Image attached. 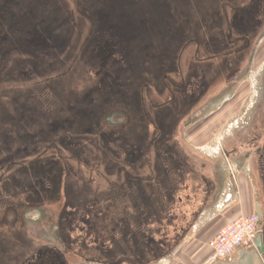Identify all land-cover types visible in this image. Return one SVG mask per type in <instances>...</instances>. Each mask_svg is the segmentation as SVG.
I'll return each mask as SVG.
<instances>
[{
  "label": "flooded vegetation",
  "instance_id": "obj_1",
  "mask_svg": "<svg viewBox=\"0 0 264 264\" xmlns=\"http://www.w3.org/2000/svg\"><path fill=\"white\" fill-rule=\"evenodd\" d=\"M62 1L0 0L1 218L12 207L48 204L64 190L59 229L67 243L65 230L74 227V212L108 201L109 209H117L114 245L100 249L99 256L115 264H147L164 254L148 230L150 218L160 221L176 204L177 179L197 160L180 152L181 121L200 110L204 99L221 93L219 82L229 88L233 78L249 71L262 84L252 94L251 109H241V122L226 135L223 152L237 163L254 159L264 174V60L257 71L245 64L250 36L264 27V0L228 4V10L225 5L227 28L218 33L219 0H80V12L90 11L86 17L92 27L84 41L76 42L71 35L78 28L83 36V23ZM141 94L147 97L143 108ZM118 113L127 116L125 121L108 124ZM151 159L170 187L159 191L152 212H142L150 200L139 189L135 213L134 178H145L141 170ZM88 160L93 168L112 164L108 172L115 180L106 198L85 186L83 172H74L70 163L78 161L80 169ZM258 212L256 242L262 249L252 250L264 259L259 205ZM86 218L83 223L91 227V217ZM0 223V264H69L70 250L44 245L34 251V234ZM117 241L124 246L115 249Z\"/></svg>",
  "mask_w": 264,
  "mask_h": 264
},
{
  "label": "rangeland",
  "instance_id": "obj_2",
  "mask_svg": "<svg viewBox=\"0 0 264 264\" xmlns=\"http://www.w3.org/2000/svg\"><path fill=\"white\" fill-rule=\"evenodd\" d=\"M79 2L80 0L62 1V3H64L65 6H68V9L73 12H71L73 18H77L76 20H78V23H83L85 30L82 36L80 31H78V28H75L74 33L71 35L72 42H76V39L84 41L86 34H89L92 27L90 18L86 17V15H90V11L84 10V12H80L82 9ZM249 2L250 0H247L248 5ZM228 4L242 7L245 2L244 0H233L230 3L228 0L217 1L216 7L218 11L220 10L222 19H217L219 20L217 21L219 24L217 23L218 28H216V33L221 31L219 28H227V21L224 15L225 9H223V7L225 5L227 7ZM201 32L203 33V30ZM248 42L250 46L246 52L247 56L245 64L249 65L252 71H257L260 69L262 65L261 63L264 60V27L260 29V31L254 33L253 36L251 35L250 41L248 40ZM256 75V72H244L241 78L236 80L233 78V82L230 87L228 86L229 88L226 87L225 89L222 88L224 85V80L219 82L220 84L216 88V91L219 90L221 93H219L218 96L216 95L214 98L211 96L210 99H204L201 103L200 110L197 111V109H195L193 112L194 114L190 113L189 116L183 118L181 121L177 135L178 139L182 143L179 148L180 152L185 151L191 157L199 158V171L202 175L209 170L213 172L214 164L210 163L211 160H209V158H213L215 156L218 157L219 155L223 154V148L220 146L221 142H223L226 138L225 135H228L227 133H229L230 130L232 131L238 124L241 109L245 110L247 107V109H251V104H253L254 100L250 99L253 98L252 94L257 91L258 83H260L259 79L256 78ZM142 77L144 78L145 75L143 74ZM88 84L90 83L88 82ZM261 84L262 83H260V85ZM144 97L145 99L147 98L146 95L144 96V94L139 96V101H141V105H139L140 108L146 105L144 104ZM154 97L159 98L158 91H154ZM126 118L127 116L123 113H118L117 115L112 114L107 119V123H122ZM232 141L233 140H231L230 143H227V147L232 148ZM70 163L75 167L73 169L75 170L74 172H79V170L83 172L84 176L82 177H84V180H82V182L86 183L85 186L87 185L89 188L93 189L91 191L95 192L94 194H105L104 198H106V194L109 192L108 189L113 187V182L115 180V176L109 174L108 172V168H110L112 164L103 163L93 168L91 165V160H88L87 165L89 167L86 166V164H83L80 166V169H77V167H79L78 161L76 163L73 161ZM154 163L155 161L151 159L150 162L146 163V166L142 168L141 173L143 174V177L149 178L151 175L155 174L156 171H158L157 165ZM189 165H192L191 161L189 162ZM188 168H190V166H188ZM229 171L231 172V170H228V172ZM233 171H235V169ZM235 174H238V171H235ZM236 178L237 176L233 177L232 179V184L233 187L235 186V188L231 186L227 192L222 194L223 196H218V200L217 203H215L214 209L209 213L202 212L200 215H196V209H198V206L202 209L203 206L201 207V205H203L204 199L206 198L205 187H202L199 193L200 196H196L193 199L189 198L191 192L188 191L187 193H182L184 205H179L180 202L178 198L176 205L179 206L177 208L174 206L172 207L173 210H171L170 219L165 220L163 223L161 222L162 224H156L154 228L152 226V230L154 231L153 236L156 238V241H159L157 245H162L161 251H164V254L159 255V259L155 256V258L152 257L151 261L147 262V264H198V260L203 256L202 254L206 248V242H208L210 239L209 237L204 239L205 236H203V232H205V229L202 232L199 228L205 226L210 221H217L219 218L217 217L219 216V211H222L226 208L225 203L228 202L230 197L233 198L235 195H237L238 190L235 183ZM73 182L75 181L72 180V183ZM69 183L70 181H68V184ZM200 184H202V181ZM188 193H190L189 196ZM55 198L57 199L50 201L48 204H38V206L34 205V209L32 208L30 210H27L26 208L15 210L12 207L13 209L10 208L2 218L1 216L4 215V213L2 212L3 214H0V222L6 221L8 224L13 223L12 225L14 227H24L25 229H23L25 233L27 230H29L31 235L34 234L32 243L34 251L38 248L40 249L44 245L49 247L56 246L59 249H65L67 253L70 250L72 253L68 255L69 264H115L116 261H113L111 258L100 257L99 254L101 251L100 249L104 250L105 252L111 249L114 245L112 239V219L115 218V211H117V209L112 206L111 208L114 211L109 209L110 207H108L107 204H110V202L103 201L105 203L104 207H98L95 209L94 206H90L87 211L81 210L74 212V219L77 220L73 222L74 227L66 226L65 233L69 242L65 243L59 229L61 208L65 204L64 190L58 192V196H55ZM112 215H114V218ZM88 216L91 217V225L94 227H90V224L83 223L82 220H87L86 217ZM215 217L217 218L216 220L213 219ZM238 217L228 220L227 224ZM33 228L34 233L32 231ZM199 231L201 234H199ZM87 233L89 235L88 238ZM162 239H166V243L163 242ZM203 239L205 240L204 242L202 241ZM117 242L119 243L115 244V249H117V246H124L123 242ZM84 246L88 248V251L85 250ZM59 258L61 261L63 260L62 256ZM207 259L205 261L206 264ZM182 260H184V262Z\"/></svg>",
  "mask_w": 264,
  "mask_h": 264
},
{
  "label": "crops",
  "instance_id": "obj_3",
  "mask_svg": "<svg viewBox=\"0 0 264 264\" xmlns=\"http://www.w3.org/2000/svg\"><path fill=\"white\" fill-rule=\"evenodd\" d=\"M220 146L222 148L225 147L224 141L221 142ZM196 159V162L193 161L191 163L192 165L190 167L192 170L183 173V175L177 179L174 192L176 200L178 198L181 199L179 200V205H184V198L182 196V193H187L188 191L191 192V195L190 193H188V196L190 195L189 198L193 199L196 196H200L199 193L202 187H205L206 200L204 199L203 205H201V207L203 206L202 209L199 206L198 209H196L197 216L200 215L202 212L209 213L211 210H213L215 207V203H217L218 196H223L222 194L227 192L229 190V187H233L232 179L233 177L237 176V178L235 179V183L238 190L237 195H235L233 198L230 197V201L228 200V202L225 203L226 208L222 211H219V216H217L219 217L218 219L216 217L213 218L214 220L217 219V221H210L208 222V224H206L207 226L205 225L199 228L202 232L205 229V232H203V236H205L204 239L206 237H209L210 241L212 238H214L219 233V231L224 228L228 220H231L241 215H250L254 212H257L258 205L264 210V174L263 171L260 170V164L257 161L252 158H240L239 162L237 163L236 160H232L223 152V154L219 155L218 157L215 156L213 158H209V160H211L210 163L214 164L213 172L209 170L206 173H203L202 175L199 171V158ZM234 169L235 171H238V174H235V171H233ZM228 170H231V172L229 171V173ZM159 175L160 174L155 173L149 178H144L145 181L143 183L142 190L146 191L150 201L147 203V208L145 209L144 207L142 212H146L148 210L152 212L153 201H155V204L156 199H159L161 197L160 190L168 186L170 187V185L168 183L166 184L164 182V179H162ZM139 179L140 178L137 177L134 178L135 185H137V180ZM201 181L202 184H200ZM204 183L206 184V186ZM134 184L133 188L135 193V199L133 212L137 213L140 211L139 206L141 205V202L137 198V190L139 189H136ZM233 188H235V186ZM176 204L172 205L170 208H167L166 215L160 218V224H162L165 220L170 219L171 210H173L172 207L174 206L175 208H177L179 206ZM153 219L154 218H150V226H155L156 224H158L155 222L154 224L152 221ZM199 234H201V232ZM204 239L202 240L203 242L205 241ZM208 242H206V248L204 250V253L202 254L203 256L199 258L198 264H206L205 261L212 252L207 245ZM239 250L240 251L238 253H236L238 251L237 250L235 254L230 258L220 260L214 264H264V259L258 257V255H256L252 249L241 248ZM245 260H247V262H245ZM182 261L184 262V260Z\"/></svg>",
  "mask_w": 264,
  "mask_h": 264
},
{
  "label": "built area",
  "instance_id": "obj_4",
  "mask_svg": "<svg viewBox=\"0 0 264 264\" xmlns=\"http://www.w3.org/2000/svg\"><path fill=\"white\" fill-rule=\"evenodd\" d=\"M259 212L243 215L227 224L214 238L208 242L211 254L207 264L230 258L241 248L252 249L256 246V238L261 232Z\"/></svg>",
  "mask_w": 264,
  "mask_h": 264
},
{
  "label": "trees",
  "instance_id": "obj_5",
  "mask_svg": "<svg viewBox=\"0 0 264 264\" xmlns=\"http://www.w3.org/2000/svg\"><path fill=\"white\" fill-rule=\"evenodd\" d=\"M144 181H145L144 178H143V179L140 178L139 180H137V182H138L137 185L134 184L135 187H136V189H143V183H144ZM137 191H138V190H137ZM136 219H137V218H136ZM154 220H155V219L152 220L153 223H154V222H155V223H159V222H160V221H158V219L155 220V221H154ZM155 223H154V224H155ZM150 227H151V228H149L148 230L151 231V235L153 236V232H154V231H153L152 229L154 228V226H153V228H152V226H150ZM153 237H154V236H153ZM158 242H159V241H158ZM157 246H158V245L156 244L155 247H157Z\"/></svg>",
  "mask_w": 264,
  "mask_h": 264
},
{
  "label": "water",
  "instance_id": "obj_6",
  "mask_svg": "<svg viewBox=\"0 0 264 264\" xmlns=\"http://www.w3.org/2000/svg\"><path fill=\"white\" fill-rule=\"evenodd\" d=\"M255 244L258 245L262 249V243L260 240L258 242H255Z\"/></svg>",
  "mask_w": 264,
  "mask_h": 264
}]
</instances>
